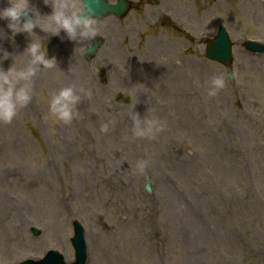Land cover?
<instances>
[{"label":"rangeland","instance_id":"374dc122","mask_svg":"<svg viewBox=\"0 0 264 264\" xmlns=\"http://www.w3.org/2000/svg\"><path fill=\"white\" fill-rule=\"evenodd\" d=\"M138 1L124 18L95 17L94 54L88 39L51 33L45 0H29L42 25L33 35L12 38L0 18V47L13 54L3 68L13 57L26 66L33 39L57 59L37 68L28 103L0 121V264L50 249L74 261L76 219L87 264H264V54L242 46L264 42V0ZM221 25L232 78L206 53ZM213 75L225 86L209 96ZM67 85L81 100L66 123L49 101ZM134 111L164 127L134 136Z\"/></svg>","mask_w":264,"mask_h":264},{"label":"clouds","instance_id":"9594fccd","mask_svg":"<svg viewBox=\"0 0 264 264\" xmlns=\"http://www.w3.org/2000/svg\"><path fill=\"white\" fill-rule=\"evenodd\" d=\"M45 3H51L53 9L50 14L46 15L55 25L51 33L59 35L63 30L70 40L88 39L90 41L88 47L92 45L97 34L102 35L93 15L94 10L86 5L77 7L69 4L67 0H45ZM37 12V9L30 7L29 0H9L7 6L0 8V18L7 19V27L11 30L12 38L20 32L33 35L36 26L42 28L37 20ZM4 36L5 32L3 28H0V39H3ZM27 52L30 55V60L22 68L15 66L17 57H13V62L7 69L0 64V121L10 122L18 108L28 103L31 98L30 81L37 68L39 66L52 67L57 63L55 56H49L41 50V43L36 39H33L29 44ZM11 56L13 54L8 49L0 47V62ZM209 85L208 95H216L218 90L225 86V79L223 76L213 75L209 80ZM129 91L133 96V91L131 89ZM87 95L91 96L90 90ZM80 100L81 95L75 85L64 86L53 93L49 101L50 112L55 119L66 123L70 122L76 114L77 104ZM131 117L134 136L154 137L164 127V123L157 117H142L137 111H134ZM101 127L102 130H107L108 125L105 123ZM144 166V161L138 163L141 171Z\"/></svg>","mask_w":264,"mask_h":264},{"label":"water","instance_id":"95a60500","mask_svg":"<svg viewBox=\"0 0 264 264\" xmlns=\"http://www.w3.org/2000/svg\"><path fill=\"white\" fill-rule=\"evenodd\" d=\"M84 1H85V5L88 8L94 10L93 13L94 16H102L106 14V7L108 8L107 11L118 12L120 11V8H122L123 6L121 3L118 4L117 6H109V5L106 6V0H84ZM211 43L212 44L209 46L207 50V55L209 57L218 59L222 62L229 64L231 48H230V40L227 34L224 33L222 30H220L216 39H214ZM248 46H253V45L248 44ZM97 48H98V44H95V46H93L90 49V52L94 53ZM74 244L77 250L76 252L77 260L75 263L72 264H85L87 259L86 245L84 243V239L80 230L76 235V237L74 238ZM24 264H33V263L28 261ZM39 264H67V263L64 261V257L62 255H60L58 252L52 251L51 254Z\"/></svg>","mask_w":264,"mask_h":264},{"label":"bare ground","instance_id":"6f19581e","mask_svg":"<svg viewBox=\"0 0 264 264\" xmlns=\"http://www.w3.org/2000/svg\"><path fill=\"white\" fill-rule=\"evenodd\" d=\"M71 5L74 3V0H72L71 2ZM114 54H117V52L116 51H114ZM91 227H92V225H91ZM94 242V241H93ZM94 245V244H93ZM100 252H102L100 249H98L97 251H95L94 249H93V252H92V255H93V253H94V255H96V258L99 256V255H102V254H99ZM105 253V252H104ZM70 256V255H69ZM68 256V257H69ZM99 258V257H98ZM90 262H91V264H92V258L90 259Z\"/></svg>","mask_w":264,"mask_h":264}]
</instances>
